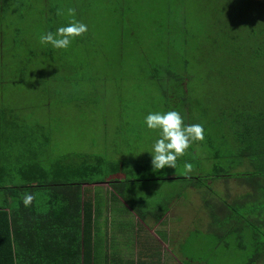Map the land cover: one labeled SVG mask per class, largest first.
Returning a JSON list of instances; mask_svg holds the SVG:
<instances>
[{"label":"rangeland","instance_id":"rangeland-1","mask_svg":"<svg viewBox=\"0 0 264 264\" xmlns=\"http://www.w3.org/2000/svg\"><path fill=\"white\" fill-rule=\"evenodd\" d=\"M17 1L0 0V98L25 108L30 120L44 125L45 135L40 140L46 150L45 160L53 161L63 155L99 154L108 161L148 165V170L135 175L136 179L159 178L129 186L124 194L129 204L125 205L118 197L115 204L108 200V206L99 216L100 244L118 240L134 244L143 240L140 243L151 244L150 240H155V236L160 238L165 231L172 244L169 250L179 251L178 259L183 264H188L183 259L193 264H245L249 251L238 245L248 246L247 231L252 226L258 227L260 240L264 241V223H259L251 214L249 224H238L246 227L242 239L226 237L224 242L220 240V227L210 224L233 217L228 205L235 206L250 190L249 186L227 178L210 182L209 191L187 187L189 180L180 179L185 176L184 163L195 166L199 162L196 156L204 158L208 153L207 148L201 149L200 142L193 143L194 154L187 150L184 156L177 158L176 169H153L151 152L159 130L149 129L145 118L149 113H166L168 108L147 72L165 55L173 62L180 58L189 62L188 72L194 78L189 88L191 113L182 117L186 125L202 124L205 135L229 96L236 100L233 104H239L240 99L255 92L254 78L264 79L263 68L257 71L251 67L231 80L233 71L228 73L226 64L236 66L255 59L254 46L247 40V34L257 32L256 41L264 36V0H250L246 5V0L236 1L225 10L227 16L232 13L229 18L211 12L205 3L185 0L186 16L180 15L160 26L159 31L156 28L159 12L166 7L162 0H25L18 13L8 11L7 16L6 8ZM68 8H75V19L86 24L88 31L74 38L67 49L42 44L41 35L67 26L71 19L67 15ZM48 9L55 11L52 19L47 15ZM58 9L64 14L57 15ZM228 25L233 31L231 35H225ZM204 27L205 30L210 28L208 38L196 42L191 34ZM225 38L229 40V47L238 43L243 47L233 55H226ZM44 51H51L54 60L66 65L49 62L43 56ZM208 54L213 57L203 61L201 57ZM22 58L27 64L20 63ZM24 66L27 68L22 74L19 69ZM63 66H68L70 71L63 70ZM10 76L15 79L9 82ZM249 89L253 91L248 93ZM256 89H264V80ZM196 103H201L206 110L202 115L198 114L200 108ZM194 174H197L195 169L188 177ZM163 177L179 179L161 180ZM96 186L88 187L90 191H97L100 202H104V195L107 199L114 198L115 193L107 185ZM119 204L138 221L130 215L128 226L116 225L117 231L111 233L114 223L126 224L117 218L118 208L122 209ZM135 209L146 216L138 217ZM160 212L166 214L156 222L153 214ZM224 224L232 222L227 220ZM141 227L145 231L137 234ZM257 264H264V259Z\"/></svg>","mask_w":264,"mask_h":264},{"label":"trees","instance_id":"trees-1","mask_svg":"<svg viewBox=\"0 0 264 264\" xmlns=\"http://www.w3.org/2000/svg\"><path fill=\"white\" fill-rule=\"evenodd\" d=\"M24 1L18 0L10 8L7 7L6 15L18 13ZM162 1L166 7L159 12L156 23L158 31L160 26L187 14L183 12L185 0ZM193 1L205 3L211 12L226 16L227 8L232 7L236 1L240 3V0ZM249 1L246 0L245 5ZM54 12V9L47 10L50 19L54 17ZM210 27L213 29L212 24ZM226 27L225 35H231V26ZM209 29L205 30L204 27L195 30L191 37L199 42V39L208 38L206 35H209ZM188 31L191 32L190 28ZM185 33L186 31L183 32ZM256 33L251 36L249 32L247 34V40L254 46L252 55L255 63L234 66L226 62L228 73L233 71L230 74L231 80H235L241 72L251 70V67L257 71L264 69V36L256 41ZM225 42L226 55H233L243 47L239 43L229 47V40L226 38ZM5 45L7 48L6 42ZM43 56L51 63L64 64L54 60L51 51H44ZM209 57L213 55L208 54L201 58L204 61ZM21 62L27 64L23 58ZM188 64L187 60L181 61V58L173 62L171 57L165 55L162 61L154 63L147 72L150 75L149 80L164 99V106L168 111H178L183 117L191 113L189 88L194 78L188 72ZM26 68L22 67L19 72L24 74ZM65 69L70 71L68 66H63V70ZM11 73L15 75L12 71ZM260 74L257 72V75ZM10 77L9 82L15 79ZM263 80L254 78L252 87L255 92L250 97L247 95L240 99L239 104H233L236 100H232L230 96L222 103L218 114L220 117L215 115L206 131L205 139L193 142L194 145L200 142L201 149L207 148L208 151L204 158L196 156L199 162L193 165V169L197 174L192 175L193 177H180L182 180H189L187 187L195 190L205 188L209 191L210 182L227 178L242 181L249 186L250 190L239 198L235 206L228 205L233 211V217L230 216L227 220L232 224H224L227 220L210 224L211 227L213 223L220 227V240L223 242L226 237H235L240 241L246 227L238 224H249L247 220L251 214L259 223H264V89H256ZM252 91L249 89L248 93ZM196 105L200 108L198 114L202 115L206 110H203L201 103ZM28 113L25 108L16 107L11 101L0 98V264H16L13 248L22 242L18 235L23 237L25 244L36 243L38 246L36 249L29 248V254L25 255L27 264H45L46 260L48 264H92V240L96 227L94 214L98 212L100 216V212L108 206V200L115 204L119 198L125 205L129 204V199L124 197L129 186L139 182L158 181L159 178L136 179L135 175L148 170V165L144 167L138 163L129 165L108 161L99 154L63 155L53 161H46V150L40 140L45 135L44 125L30 120ZM194 145L188 149L192 154ZM4 148L7 150L1 151ZM16 149L20 150L14 151ZM209 167L210 171L207 170ZM160 179L172 181L179 178ZM100 184L107 185L115 193L114 198L111 196L107 199L104 195V202H100L97 191L92 192L88 187ZM25 193L35 196L28 207L23 203ZM120 205L122 209L118 208L119 213L124 211L123 204ZM134 211L138 217L146 216L142 211ZM165 214L166 212H160L153 214V217L156 222H160ZM252 227L247 231L248 246L242 243L238 245V248L249 251L250 255L245 264H257L264 259V241L260 240L258 227ZM50 249L55 254L45 256Z\"/></svg>","mask_w":264,"mask_h":264},{"label":"clouds","instance_id":"clouds-1","mask_svg":"<svg viewBox=\"0 0 264 264\" xmlns=\"http://www.w3.org/2000/svg\"><path fill=\"white\" fill-rule=\"evenodd\" d=\"M63 14V10H57V15ZM67 15L71 17L67 26L59 27L55 33L48 32L41 35L40 42L42 44H51L56 49H67L74 38L83 36L88 31L86 24L75 19V8H68ZM145 122L149 129L159 130V138L155 141L151 152V163L156 171L165 167L176 169L177 158L184 156L193 142L205 139V130L202 124L186 125L181 114L175 110L166 113H149ZM184 169V175L187 178L188 174L193 171V165L185 163ZM34 199V194L25 193L24 206H30Z\"/></svg>","mask_w":264,"mask_h":264},{"label":"crops","instance_id":"crops-1","mask_svg":"<svg viewBox=\"0 0 264 264\" xmlns=\"http://www.w3.org/2000/svg\"><path fill=\"white\" fill-rule=\"evenodd\" d=\"M96 185L92 186L95 187ZM97 187V186H96ZM92 192H95L93 189H91ZM120 205V204H119ZM114 207V206H112ZM120 208V207H119ZM119 213V211H118ZM134 217L135 220L138 221V218L134 216L133 213L129 214L128 212H121L119 213V216L117 217L118 220L122 219L125 221L126 224L122 222H117L115 224V230L113 228L110 229L111 233L112 231H117L118 228H116V225L118 226H128L129 223V217ZM95 220V230L93 231V240H92V264H183L182 262H179V255L177 254V250H169L171 243H169V238L166 235V232H162L160 238L154 237L155 240H150L151 244L147 242V244L140 243L143 240H139L137 243L130 242H123L121 240L109 242L105 244H100V240H98L100 235V221L98 212L94 214ZM161 229V228H160ZM133 231V230H132ZM145 231V228L141 227L139 228L136 233L140 234ZM151 231H148L150 233ZM151 234V233H150ZM18 237L22 240L19 245L15 246L13 248L14 256H15V262L16 264H27L25 255L29 254V248L36 249V243H31L30 245L25 244L23 237L18 235ZM137 237L143 238V236L137 235ZM117 239V238H116ZM148 239V238H147ZM133 247H130V245H133ZM100 245H105V248H101ZM38 248V246H37ZM131 251H126V250ZM35 253L33 252L32 256L35 257ZM53 251L50 249L45 256H52ZM193 264L188 259H183L184 263ZM30 260H28V263ZM32 262V261H31ZM33 263V262H32ZM45 264L47 263V260L45 261ZM51 264V263H49Z\"/></svg>","mask_w":264,"mask_h":264}]
</instances>
